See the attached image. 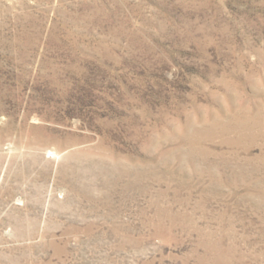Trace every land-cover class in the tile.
Returning a JSON list of instances; mask_svg holds the SVG:
<instances>
[{
    "label": "rangeland",
    "instance_id": "374dc122",
    "mask_svg": "<svg viewBox=\"0 0 264 264\" xmlns=\"http://www.w3.org/2000/svg\"><path fill=\"white\" fill-rule=\"evenodd\" d=\"M0 264H264V0H0Z\"/></svg>",
    "mask_w": 264,
    "mask_h": 264
}]
</instances>
